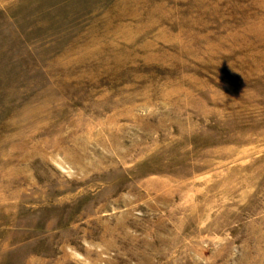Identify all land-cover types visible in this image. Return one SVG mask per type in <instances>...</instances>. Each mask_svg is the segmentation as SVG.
I'll list each match as a JSON object with an SVG mask.
<instances>
[{"label": "rangeland", "instance_id": "1", "mask_svg": "<svg viewBox=\"0 0 264 264\" xmlns=\"http://www.w3.org/2000/svg\"><path fill=\"white\" fill-rule=\"evenodd\" d=\"M0 264H264V0H0Z\"/></svg>", "mask_w": 264, "mask_h": 264}]
</instances>
